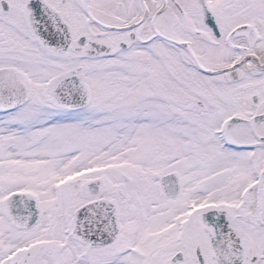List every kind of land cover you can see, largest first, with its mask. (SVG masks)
I'll list each match as a JSON object with an SVG mask.
<instances>
[{"label": "snow or ice", "instance_id": "1", "mask_svg": "<svg viewBox=\"0 0 264 264\" xmlns=\"http://www.w3.org/2000/svg\"><path fill=\"white\" fill-rule=\"evenodd\" d=\"M0 264H264V0H0Z\"/></svg>", "mask_w": 264, "mask_h": 264}]
</instances>
